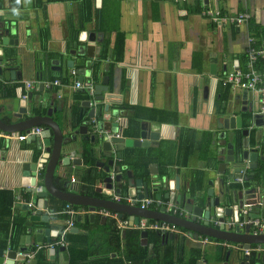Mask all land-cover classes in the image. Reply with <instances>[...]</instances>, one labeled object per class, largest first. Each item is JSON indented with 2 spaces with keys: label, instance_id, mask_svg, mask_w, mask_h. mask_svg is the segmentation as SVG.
I'll use <instances>...</instances> for the list:
<instances>
[{
  "label": "crops",
  "instance_id": "obj_1",
  "mask_svg": "<svg viewBox=\"0 0 264 264\" xmlns=\"http://www.w3.org/2000/svg\"><path fill=\"white\" fill-rule=\"evenodd\" d=\"M2 2L1 20L17 21L20 29V45L3 46L4 58L11 60V65L22 71V80L12 83L16 86L14 92L25 98L30 92L34 96L27 104L28 113H25L22 119L14 117L12 120L20 122L31 117L50 116L62 128V150L65 152L63 155L81 159L80 165L71 164L65 174L57 167L53 176V184L57 190L112 201L114 195H133L142 200L146 198H139L136 187L128 188V173H132L134 180L142 178L150 185L159 182L155 187L163 194L170 191L169 181H176L178 176L180 191L186 192L195 205H203V198L205 199L210 188H214V195L219 196L224 185V191H229H225L226 196L231 198L234 190H250L243 194L241 199L244 204L261 199L262 205L254 209V214L264 217V185L239 181L235 171L239 167L244 169L248 166V161L239 159L237 154L236 143L241 129L250 130L249 148L259 151L264 157L263 136L256 135L253 113L242 111L245 94L249 103H259L258 112L261 113L260 93L256 90L223 86L219 81L212 80L224 72L237 69L247 71V49L250 45L264 50V0H22L19 9L11 7L12 0ZM198 7L201 8L199 12L193 11ZM208 8L229 14L248 12L251 17L239 26L218 24L201 15V12ZM85 38L93 40L84 41ZM89 45H93L90 50L93 56L87 55ZM118 49H123L121 59L117 57ZM256 68L264 72V67ZM211 69L216 74H212ZM84 70L88 74L84 75L82 83L90 85L78 88L75 82L80 80L79 73ZM73 71L76 73L73 74ZM45 80H59L60 83L46 88ZM27 83L33 87L27 88ZM5 85L7 83L0 84V93ZM96 86H99L97 90L101 92L100 95L95 93ZM100 96L103 98L98 99ZM87 100H90L91 104L83 108L81 103ZM135 106L140 107V114L136 115L139 127L133 125L135 127L128 128V121L135 124L131 119L133 116L130 109ZM92 107L96 108V113L93 117H88ZM151 109L166 111V114L151 112ZM82 111L83 116H80ZM8 116H12V111H0L1 119H7ZM231 117H241L242 128L238 127L237 123H234V128L230 125L229 128H219L220 122L222 124L224 119ZM87 119L91 123L88 139L87 135L76 133ZM93 119L96 123H92ZM100 120L119 123L121 135L135 139L140 138L141 125L145 123L152 130L158 131L159 140L155 145L147 143L139 147H125L111 154L103 152L99 150L103 139L98 127ZM38 126L43 130L46 127L42 124ZM127 129L129 132L134 131L135 135H127ZM1 131L3 130L0 129ZM92 135H95L96 143L92 142ZM51 139L54 140L53 133ZM36 144L35 141L34 147L28 139H12L3 132L0 134V192H11L10 195L14 196L10 218L15 213L24 212H30L28 215L31 218L37 211L49 217L48 222L29 219L25 227L20 226L16 230L18 233L15 235L14 232L12 236L18 245L12 248L8 245L11 225L9 224L8 231L5 226L9 218L2 216L0 264L10 262L6 250L21 251L22 247L47 243L45 236L42 241L39 240L42 237L37 232L39 228H53L54 231L59 229L58 234L53 237V240H56L65 226V214L53 212V207L71 203L48 194V207H42L43 200L35 190L36 186L28 185V179L23 175L22 168L26 163L40 164L41 151L36 149ZM229 145L235 150L234 160L233 156L228 154ZM89 147L92 148L87 150ZM84 151H88L90 156L84 154ZM125 158L127 164L123 163ZM110 159H114L113 175L121 174L123 178L121 194L115 189L111 195L96 190L103 185L100 179L108 175L104 166L109 165ZM261 161L264 159H260L258 165ZM144 162H149L147 169L142 166ZM223 163H226L225 173H220L219 165ZM89 167L95 169V179L91 178V182L85 177V171ZM45 171L46 165H43L39 173ZM225 175L229 177L227 181ZM73 178L75 181H72ZM36 180L37 187L43 185L42 175ZM18 196H21L23 201L16 203ZM0 201L5 204L10 198L1 193ZM229 202L225 198L221 205L226 207L234 204L231 200ZM28 203L33 206L29 207ZM118 203L133 206L127 199ZM3 204H0V207ZM170 204L174 205L163 196L160 204L151 206V209L158 211L165 206L166 211ZM244 204L239 209L237 218L242 217L241 209ZM73 206L91 211L87 215L90 223L98 219L102 225L109 220L107 217L104 220V215L100 214V210L106 208L97 207L93 211L86 205ZM93 212L95 215L92 218ZM117 212L125 219L134 220L132 218L137 217ZM224 215V219L233 216ZM85 217V214L81 216L83 222ZM198 219L201 223L205 221L202 217ZM212 219L213 217L209 219L211 226ZM82 225L85 228V224ZM76 228V232L71 230L70 233L85 232L76 225L73 230ZM91 230L94 234L98 233L96 227L92 226ZM185 230L192 238L198 235L195 231L190 232L186 228ZM245 232L246 230L242 231ZM89 233L86 232L88 235ZM27 235L31 237L30 244L26 242ZM91 237V243H95V236ZM172 240L176 242L179 238L170 239ZM183 241L189 251L198 245L191 239ZM94 247L95 244L92 245V248ZM203 247L205 259L200 261L202 264H240L245 260V255L240 250L229 247L228 260L227 257L224 261L218 260L219 253L210 261L207 258L208 248L221 252L220 248L223 246L212 243L210 238V243ZM50 249L52 248H44L29 264L33 260L36 264L37 259L45 264H68L66 248L56 250L54 257ZM1 250H4L3 254ZM188 253L186 252L187 255ZM237 256L241 259L238 260ZM249 256L247 261L250 264ZM263 257V253L258 256L259 264H264ZM23 263L25 261L20 257L14 264Z\"/></svg>",
  "mask_w": 264,
  "mask_h": 264
},
{
  "label": "water",
  "instance_id": "obj_2",
  "mask_svg": "<svg viewBox=\"0 0 264 264\" xmlns=\"http://www.w3.org/2000/svg\"><path fill=\"white\" fill-rule=\"evenodd\" d=\"M101 0H98V2ZM13 36H16L17 38H14ZM0 84L2 82L7 83L9 85H12V83L21 81L22 80V71L17 69V67H13L11 60H6L4 58V45H20V29L19 24L17 21L12 20H1L0 17ZM16 39V40H15ZM14 40V42H13ZM84 41L87 40H93L92 38L89 39H83ZM93 45L88 46L87 55H91L90 50H92ZM213 68V66H212ZM215 68V67H214ZM85 69V68H84ZM79 73V72H78ZM212 74H216V72L211 69ZM79 74L80 81H84V75L88 74L86 70L81 71ZM106 82V81H105ZM41 85V90H43V86ZM6 89V85L3 86V90ZM99 89V86H96V90ZM101 90V89H100ZM207 90V87L205 88ZM95 93L100 95V91H95ZM33 93L30 92L28 94L27 98H22L19 96L18 93H16V96L14 98L8 97L6 93H0V103H2V106L0 107V111L7 110L12 111V116L7 119L12 118H18L21 119L23 115L27 112V104L30 103L33 99ZM98 99H102L103 96L97 97ZM12 102V103H11ZM11 103V104H10ZM91 104L90 100L83 101L81 105L83 108L85 106L89 107ZM12 105V106H10ZM95 107H92L88 117H93L96 113ZM259 110V103H249L247 100L246 95L244 94V101H243V112H252L253 113V125L256 128V135L263 136L262 141L264 142V114H261L258 112ZM80 116H83V111L81 112ZM224 123V124H223ZM238 124V127L242 128V122L241 117H231L230 119H224V122H220V127L223 128H229V125L234 128L235 124ZM46 125L45 129L40 134L32 135L28 138L30 143L35 147V141L36 149L41 151V157L40 164L38 163H32L28 162L26 163L22 170L23 175L28 179L27 184L30 186H33L35 190L37 191L40 198H42L44 206L42 207H48V194H51L57 198H60L68 203L75 204V205H86L89 206L93 211L97 207H102L106 209H111L115 211H120L123 213H129L132 215H136V218H132L131 224L134 222L137 223L140 216L153 218V219H159V220H165L172 223L177 224L180 227L186 228L190 230V232H197V234H204L209 237L221 239V240H228L231 242H237L243 244L245 248H251L252 243H263L264 244V234H261L259 236H254L252 234H249V228H246L245 233L241 232H233L228 231L226 229L220 228L216 229L209 225V219L211 217L219 218L220 220H223L225 218V215H233L234 217H238L239 215V209L244 204V201L241 199V196L243 194H246L250 192V190H241L232 191L233 197H227L226 194L229 192L228 190L224 191V185L223 190L220 191L219 196L214 195V188H210L207 193L205 199L203 198V205H195L193 203V200L187 197L186 192L180 191V177H176V181H169V192L163 194L162 192H158V188L155 187L158 184H149L148 182H144L142 178H138L136 180L133 179L132 173H128V188H135L136 187V193H138L139 198H149V197H155L157 200L161 201L163 196L165 198H168L170 202L177 206H182L186 210H188L191 215L189 218H182L178 216L171 215L165 211V206H162L160 210L155 211L152 209H141L137 206H130L126 204H121L112 200H105L101 198H95L90 197L87 195H80V194H73V193H67V192H61L60 190H57L54 187L53 184V176L55 173V170L57 167L60 168L61 172L65 174L68 167L73 165H80L81 159L76 158L73 156H64L65 153L63 148L64 143V134L62 131L61 126L59 123L51 118L50 116H37V117H31L26 120H22L17 123H7L5 120L0 118V129L6 132H18V131H29L32 127L38 126V125ZM90 120H86L80 127L79 130L76 131V133H81L84 135H87V139L89 138V125ZM98 127L101 130L100 135L103 137L102 143L100 145L99 150L101 151H107L110 154L112 152H116L118 150H123L125 147H139L143 145H147L149 143L150 145H155L157 141L159 140V133L157 130H152L148 125L145 123L141 125V133L140 138H126L125 136H122L119 128V123L117 122H111L109 120H100L98 122ZM54 134V140L52 141L51 135ZM112 133V134H111ZM250 130L249 129H243L242 134L244 136L242 141V147L243 151L239 154V159H244L246 162L248 161L247 168L250 169H256L258 167V161L260 159H264L262 155H260L259 151L250 149L249 148V137ZM95 135L91 136L92 142L96 143ZM100 138V137H99ZM96 140V141H95ZM35 152V150H33ZM234 148L232 145H229V151L228 154L233 156L232 160H234ZM114 159L109 160V165L104 166L105 173L107 172L108 175H106L102 180L100 179V182L103 184L102 186L98 187L96 190L97 192H104L106 194H110L113 189L116 190L118 194H121L123 191L122 189V175L117 174L113 176L114 168H113ZM43 165H46V171L43 175V185L38 186L36 185V179L37 177H41L42 173H39V169L43 167ZM226 163L219 165V172L225 173ZM113 169V170H111ZM151 169V168H150ZM241 168H237L235 170L236 177L237 178H243V174L241 173ZM156 174V173H155ZM247 180V179H246ZM99 181V180H98ZM223 181V180H222ZM211 183V182H210ZM156 188V189H155ZM157 191L154 195V192ZM226 198V201L230 203L233 201L234 204L232 206H226L224 207L221 205V201ZM229 200V201H228ZM41 202L39 201V204ZM247 203V202H246ZM95 213L93 212L91 214V217L93 218ZM254 216H259V214H254ZM135 217V216H134ZM198 217H202L205 219L204 222H198ZM31 220H37V221H49V217L47 215H44L43 212L37 211L35 215H33ZM103 219L106 220L107 218L103 216ZM77 220H81V215L77 216ZM61 228H63L61 226ZM55 229V228H54ZM77 228L75 230H72V232H76ZM40 237V241H42L43 236L46 237L47 242L53 241V237L58 234L59 229L53 230V228H39L37 230ZM125 233V232H124ZM142 237V244H147V237H148V231H142L141 233ZM30 235H27L26 242L27 244H30ZM163 240H166V242L170 239H177L178 236L170 233V234H163L162 235ZM29 247H22L20 248L21 251H26ZM65 247H60L58 250H64ZM56 248L50 249V253L52 257L55 256ZM2 254L4 250H1ZM7 256L10 258L9 264H14L15 260L17 259V251L15 250H6ZM230 253L227 255V260L229 258ZM12 259V260H11ZM248 257L245 255V260H242L240 264H249L247 261ZM264 260V257H263ZM31 264H35V260L31 262ZM199 264H202L200 262Z\"/></svg>",
  "mask_w": 264,
  "mask_h": 264
},
{
  "label": "trees",
  "instance_id": "obj_3",
  "mask_svg": "<svg viewBox=\"0 0 264 264\" xmlns=\"http://www.w3.org/2000/svg\"><path fill=\"white\" fill-rule=\"evenodd\" d=\"M22 0H12L11 7L14 9H19L21 7ZM0 8H3V2L0 0ZM200 7L194 9L193 11L199 12ZM1 41V37H0ZM122 50L118 49L119 51L117 53L118 58H122ZM258 68L264 67V57H260L257 59L255 63ZM257 69V68H256ZM258 70V69H257ZM259 71V70H258ZM15 85H10L9 89L3 90L1 93H6L8 97L14 98L15 97ZM138 108L140 107H131L132 115L131 119L135 121V124H133L132 121H128V128H133L136 125L139 127V120L138 117H136L137 114H140L138 112ZM151 112H158V114L163 115L166 114V111L151 109ZM157 114V115H158ZM156 115V116H157ZM5 122L11 123L14 120L10 119H4ZM134 134V131L129 132V129H127L126 134L132 135ZM137 134V133H136ZM135 135V134H134ZM242 129L238 132V138H237V154H240L243 151L242 147ZM89 149L87 150H90ZM88 154V151H84V154ZM90 156V155H89ZM89 156L86 157L89 158ZM131 162V161H128ZM150 162V161H149ZM149 162H144L142 166L148 167ZM123 163L127 164V158L123 159ZM122 166V165H120ZM95 169L92 167L87 168L85 171L86 178L89 182H91V178H94L95 175ZM228 174V173H226ZM44 175V172H42V176ZM229 175V174H228ZM228 175H225L226 181L229 179ZM230 176V175H229ZM245 182L249 184L259 183L261 185H264V161H261L256 169H250L247 168V173H245ZM247 179V180H246ZM95 181V180H94ZM254 181V182H252ZM230 186V185H229ZM95 191V190H94ZM6 194L9 196L10 201L5 204H3L2 207H0V219H2V216L5 218H9L7 221L8 223L5 225L7 226V231L9 228V224L11 225V233L9 238V244L10 247L16 248L18 243L16 240H14L13 233L15 232V235L18 233L16 231L20 226L25 227L26 223L29 221L30 217L28 214L30 212H24L23 214H17L10 218L11 216V207L14 196L10 195L11 192H0V194ZM97 195H100L99 193H96ZM66 204V202H64ZM65 205H59L56 207H53V212L60 213L63 211ZM78 207V206H76ZM14 211V209H13ZM12 211V212H13ZM64 217V216H63ZM66 217V215H65ZM82 223L85 224L82 225ZM76 226L83 228L85 232H78V233H67L65 237V248L67 249L68 253V264H199L201 260L205 259V248L198 244L197 247H193L191 251H189V255L186 254V246L183 240H187L183 238L182 236H178V241H170L162 239V234H160L158 231L154 230H148V237H147V244H142V237L141 233L142 230L134 229V228H128L125 230V233L123 229H119L117 226L116 220L114 218H109L104 224H100L99 220L96 219L92 223H90L89 216L86 215L84 222L83 218H81L80 221H76ZM97 225V226H96ZM96 227L98 230L97 234H94L91 230V227ZM185 230V228H182ZM86 232H90L89 235L86 234ZM6 232V236H7ZM93 234L95 238L92 242ZM206 235L203 234L201 237H205ZM99 237V238H98ZM212 239H215L213 237H210ZM59 238H56L58 240ZM181 239V240H180ZM55 239L53 241H56ZM221 240V239H220ZM95 244V247L92 248V245ZM61 246H56L57 251ZM46 248V247H45ZM92 248V249H91ZM220 256L217 258L218 260L224 261L230 252L228 248L222 247L220 248ZM44 251V248L39 250L36 255L40 254V252ZM114 253L117 254V256H112ZM258 252L252 251L249 256V262L250 264H258L257 262L259 260L258 258ZM45 258V256H43ZM237 259H241L239 256H237ZM26 263V261H25ZM23 263V264H25ZM36 264H45L43 261H39L37 259Z\"/></svg>",
  "mask_w": 264,
  "mask_h": 264
},
{
  "label": "built area",
  "instance_id": "obj_4",
  "mask_svg": "<svg viewBox=\"0 0 264 264\" xmlns=\"http://www.w3.org/2000/svg\"><path fill=\"white\" fill-rule=\"evenodd\" d=\"M201 15L204 16L205 18H208L214 23L233 24L237 26L246 23L251 17V15L248 12L229 14L211 8L203 10L201 12ZM263 55H264L263 49L250 45L247 49V56L249 59L247 71H242L240 69H237L229 72H224L220 77L212 78L213 81L215 82L219 81L223 86H230L232 88L238 87L246 90L258 91L260 93L261 114H264V72L258 71L255 68V63L257 59ZM75 73L76 71H73V74ZM54 83L55 85H57L60 82L59 80L44 81V85L46 88H50ZM75 85L78 88H85V86L90 84L85 85L82 83V81L76 80ZM26 87L32 88L33 86L32 84L27 83ZM92 123H96V120L93 119ZM41 130H42L41 127H33L29 131H26L24 134H18L16 132H6V131H1V132H3V134L8 136L9 138L25 140L27 136H30L35 133H41ZM241 172L243 175L247 173V167L242 169ZM72 181H75V178H73ZM239 181H242V179L240 178ZM124 199H127L129 203L133 204V206L136 204V206L144 210L151 209V206L160 204V201H158L154 197L138 200L133 195L126 197L122 195L113 196V201L115 202H121ZM16 200H17L16 203L23 201L21 196H18ZM28 205L29 207L33 206L31 203H28ZM258 205H262L261 199L254 200L253 202L245 203L241 209L242 217L239 218H235L234 216H232L229 219L220 220L219 218L213 217V219L211 220L212 226L216 229L223 228L228 231L241 232V233L242 231L246 230V228H249V234H252L254 236H259L261 234H264V217H260V216L257 217L253 215L254 209ZM90 212L91 211L89 210H83V209L81 210L79 208H75L71 204H67L63 209V211L60 212L65 214L66 218H65V226L62 229V232L60 233L59 239L47 243L35 244L33 246H30L26 251H17V259L15 260V263L17 260H20L21 257L23 258L24 261L27 262V264H29V262L34 258L36 253L45 247L46 248H56V246L64 247L65 237L67 233H69L75 227L77 216L78 215L82 216L83 214L88 215ZM166 212L171 215L184 217V218H189L191 215L190 212L185 208L171 204L168 206ZM100 214L104 215L107 218H114V220H116L117 222L118 228L123 229L124 231L128 228L139 229L142 231L154 230V231H158L162 235L173 233L177 236H182L185 239H191L194 242L201 244L202 246H205L206 244L210 243L209 236L201 237L203 235L198 234L196 237L192 238L189 232L183 230L177 224L169 221L140 216L137 223L134 222L133 224H131L132 220L123 218L120 215V213L117 211L102 209L100 210ZM212 243L226 248L234 247L237 250H240L246 256H249L252 251L258 253H264V247H262V245L260 244L251 248H245L241 243L231 244L233 242H230L228 240H220L216 238L212 239Z\"/></svg>",
  "mask_w": 264,
  "mask_h": 264
},
{
  "label": "rangeland",
  "instance_id": "obj_5",
  "mask_svg": "<svg viewBox=\"0 0 264 264\" xmlns=\"http://www.w3.org/2000/svg\"><path fill=\"white\" fill-rule=\"evenodd\" d=\"M188 251H189V247L187 246L186 252L188 253ZM219 253H220L219 251L215 252V251H212L210 248H208V257L207 258L211 261V259H213L214 257H217Z\"/></svg>",
  "mask_w": 264,
  "mask_h": 264
},
{
  "label": "flooded vegetation",
  "instance_id": "obj_6",
  "mask_svg": "<svg viewBox=\"0 0 264 264\" xmlns=\"http://www.w3.org/2000/svg\"><path fill=\"white\" fill-rule=\"evenodd\" d=\"M8 87H10V85L9 84H7L6 85V89L8 88ZM20 97H22L21 95H19ZM22 98H25V97H22ZM22 119V118H21ZM14 121H16V122H18V120H14ZM34 127H40V126H34ZM33 128V127H32ZM42 128V127H41ZM43 131V129L41 130V132ZM35 134H40V133H35ZM35 134H32V135H35ZM32 135H30V136H32ZM30 136H27L26 137V139H28ZM75 208H77V207H75ZM262 245L261 243H252V245H251V247H254V246H256V245ZM262 247H264L263 245H262ZM262 253H259V255H261ZM264 254V253H263Z\"/></svg>",
  "mask_w": 264,
  "mask_h": 264
},
{
  "label": "clouds",
  "instance_id": "obj_7",
  "mask_svg": "<svg viewBox=\"0 0 264 264\" xmlns=\"http://www.w3.org/2000/svg\"><path fill=\"white\" fill-rule=\"evenodd\" d=\"M244 176H245V174L243 175V178H241L242 179V181H244ZM238 179H240V178H238ZM156 199V198H155ZM180 207H182V206H180ZM184 208V207H183ZM191 214V213H190ZM179 217V216H178ZM182 218H184V217H182ZM213 227V226H212ZM217 239V238H216ZM231 242V241H230Z\"/></svg>",
  "mask_w": 264,
  "mask_h": 264
}]
</instances>
